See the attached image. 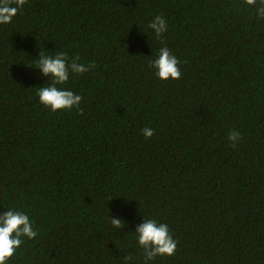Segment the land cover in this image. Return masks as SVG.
<instances>
[{
	"label": "trees",
	"instance_id": "obj_1",
	"mask_svg": "<svg viewBox=\"0 0 264 264\" xmlns=\"http://www.w3.org/2000/svg\"><path fill=\"white\" fill-rule=\"evenodd\" d=\"M161 47L179 80L149 67ZM58 52L95 63L57 85L82 97V115L39 101L51 85L39 53ZM7 209L37 232L7 264H145L144 219L177 241L148 264H264V19L244 0H26L0 24Z\"/></svg>",
	"mask_w": 264,
	"mask_h": 264
},
{
	"label": "clouds",
	"instance_id": "obj_2",
	"mask_svg": "<svg viewBox=\"0 0 264 264\" xmlns=\"http://www.w3.org/2000/svg\"><path fill=\"white\" fill-rule=\"evenodd\" d=\"M26 0H0V24L12 22L14 16L24 6ZM244 3L256 9L258 19H264V0H244ZM14 5V6H13ZM152 29L156 38L160 39L162 34L167 31V23L163 16H156L148 25ZM38 65L36 66L46 77L51 80V85L41 87L38 90L40 103L45 108H50L52 112L57 110H69L76 108L83 114V109L79 107L82 97L71 90L58 88L57 85H64L68 82L70 73L83 74L92 71L95 63L88 65L78 63L79 57L68 61L67 53L58 52L55 56L39 53ZM149 67L156 69V75L161 80H179L181 78V63L167 47H161L158 50V56L150 60ZM145 138H151L154 130L151 128L141 129ZM241 134L236 131H230L228 140L232 146L240 140ZM111 224L116 229L125 227L121 218H110ZM137 242L143 249V258L145 264L154 260L157 256H172L177 249V241L170 234L166 223H158L155 219H144L135 231ZM37 232L33 230L32 223L27 214L7 209L0 213V264H7L8 260L16 253V250L22 244V237L32 239L36 237ZM125 262L131 261L133 257L129 254L124 258Z\"/></svg>",
	"mask_w": 264,
	"mask_h": 264
}]
</instances>
